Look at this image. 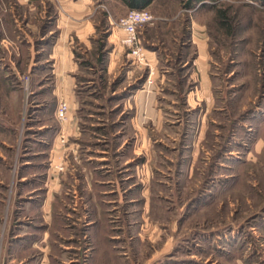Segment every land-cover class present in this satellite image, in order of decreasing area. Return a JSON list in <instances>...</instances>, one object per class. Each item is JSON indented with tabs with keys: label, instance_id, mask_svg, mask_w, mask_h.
Returning <instances> with one entry per match:
<instances>
[{
	"label": "rangeland",
	"instance_id": "1",
	"mask_svg": "<svg viewBox=\"0 0 264 264\" xmlns=\"http://www.w3.org/2000/svg\"><path fill=\"white\" fill-rule=\"evenodd\" d=\"M128 10L0 0V264H264V0H155V64L122 47Z\"/></svg>",
	"mask_w": 264,
	"mask_h": 264
},
{
	"label": "built area",
	"instance_id": "2",
	"mask_svg": "<svg viewBox=\"0 0 264 264\" xmlns=\"http://www.w3.org/2000/svg\"><path fill=\"white\" fill-rule=\"evenodd\" d=\"M153 16L148 9H132L121 18L120 27L122 29L121 44L128 51L132 60L139 64L147 62V49L142 42L141 33L143 27L151 22ZM70 105L66 100L60 101L56 116L65 124L69 121ZM62 142H66L63 137ZM59 171H64L67 167L66 161H60L55 166Z\"/></svg>",
	"mask_w": 264,
	"mask_h": 264
},
{
	"label": "crops",
	"instance_id": "3",
	"mask_svg": "<svg viewBox=\"0 0 264 264\" xmlns=\"http://www.w3.org/2000/svg\"><path fill=\"white\" fill-rule=\"evenodd\" d=\"M192 34H193V40H194L195 34L194 33ZM194 42H196V40H194ZM64 46L67 47L63 43V41H61V39H58L56 41V45L54 46V49H53L54 52L52 54V57L56 61L54 64L55 65L54 72L56 73V81L58 82L57 85H59L58 88L56 87V89L58 90L56 93L58 94L59 98L61 95L64 96L66 92L70 91L72 82L70 78H68L70 76L69 71L70 72L75 71V68L77 67L75 61H72L71 59L72 58L71 54L69 53V51H67V49ZM153 53L154 52H151V54L148 55V58L151 63L155 64V59H157V56L154 55ZM199 57L200 58L203 57L201 51H199ZM6 78H7V75L6 76L0 75L1 81L4 82V79ZM0 91L2 92V93L0 92V95H1L0 101H1V104L3 105L2 107H5L4 105H7L6 107H11V110L13 113L11 117H7V118H5L6 117L5 114H1V115L4 116L3 119L5 121L10 122L12 124L14 122L13 120L14 119L16 120V117L18 114V112L16 111L18 110V107L20 105L19 103L16 102V97H17V95L15 94L16 92L14 90L8 89L7 87H0ZM65 124L62 130H65V132H69L68 130L72 126L73 122L71 123L70 121H68ZM61 159L64 160L65 158L63 157Z\"/></svg>",
	"mask_w": 264,
	"mask_h": 264
},
{
	"label": "trees",
	"instance_id": "4",
	"mask_svg": "<svg viewBox=\"0 0 264 264\" xmlns=\"http://www.w3.org/2000/svg\"><path fill=\"white\" fill-rule=\"evenodd\" d=\"M155 0H122L124 5L129 9L128 12L132 9H148L152 6ZM189 2L196 1L202 2L203 0H188ZM128 12L123 16L125 17ZM122 17V18H123ZM224 15L222 11L218 12V18L222 24H225L227 21L224 19ZM142 34V33H141ZM140 34V35H141ZM189 49V48H188ZM187 49V50H188Z\"/></svg>",
	"mask_w": 264,
	"mask_h": 264
}]
</instances>
